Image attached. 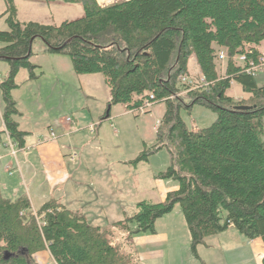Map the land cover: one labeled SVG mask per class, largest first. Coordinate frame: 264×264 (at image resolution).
Wrapping results in <instances>:
<instances>
[{
	"label": "trees",
	"instance_id": "16d2710c",
	"mask_svg": "<svg viewBox=\"0 0 264 264\" xmlns=\"http://www.w3.org/2000/svg\"><path fill=\"white\" fill-rule=\"evenodd\" d=\"M44 1L80 4L83 15L58 25L20 22L14 0H4L8 28L0 30V59L9 72L0 89L9 137L24 146L27 132L13 118L19 111L11 91L18 87L14 79L21 68L29 79L38 77L30 57L32 43L40 38L45 52L68 56L76 74L100 73L109 88L108 106L122 104L133 112L147 99L164 103L153 152L168 149L170 164L161 177L178 187L160 202L138 201L132 214L114 223L124 232L121 239L56 199L36 210L45 222L39 227L27 196L11 200L0 194V264H34L29 257L45 246L56 264H142L134 235L154 233L155 221L177 204L195 255L206 237L229 226L248 239L259 238L264 248V85L233 58L247 53L258 60L254 46L264 39V0ZM219 47L227 49L223 76L215 66ZM192 55L208 87L193 89L182 81ZM232 83L244 93L239 101L226 93ZM195 104L216 117L209 126L191 130L180 111ZM107 108L102 121L110 117ZM147 155L142 151L133 161Z\"/></svg>",
	"mask_w": 264,
	"mask_h": 264
},
{
	"label": "rangeland",
	"instance_id": "374dc122",
	"mask_svg": "<svg viewBox=\"0 0 264 264\" xmlns=\"http://www.w3.org/2000/svg\"><path fill=\"white\" fill-rule=\"evenodd\" d=\"M14 2L20 21L58 25L83 15L80 4L44 0ZM4 10L5 2L0 0V30L8 28L2 15ZM260 45L264 47V39ZM221 50L227 54L224 47L217 48L216 53ZM32 52L30 61L38 66L35 70L38 77L29 79L28 71L21 68L14 79L18 87L11 91L19 110L13 118L20 129L29 132L24 137L27 149L19 147L6 134L0 116L1 145L12 156H9L12 162L9 169L3 165L5 158L0 159L3 197L13 200L28 196L34 213L45 202L56 199L67 208L83 213L91 225L95 223L103 228L132 214L138 200L158 202L164 200L168 191L177 189L175 180L161 177L170 164L168 149L153 152L163 103L154 105L150 113L138 115L126 111L122 104H115L110 106V117L102 121L109 90L100 73L76 74L70 58L45 52L40 38L32 43ZM226 65L227 55L223 60L215 58L220 76L224 75ZM8 72V63L0 59V82ZM188 76H203L194 55L188 62ZM254 78L258 85H264V70L256 72ZM226 93L235 101L241 100L238 95L244 96L236 83ZM3 108L0 89V112ZM180 116L188 129L195 130L209 126L216 113L195 104L190 111L181 109ZM38 140L46 144L31 147ZM142 151L148 153L147 159L134 162ZM169 214L174 227L168 232V244L161 249L162 255L147 259L145 264H260L259 250L235 229L222 236L206 237L197 246L195 255L186 223L180 224L181 218L184 221L180 205H175ZM123 234L122 230L113 229L114 239H121ZM29 259L34 264L52 261L46 246Z\"/></svg>",
	"mask_w": 264,
	"mask_h": 264
},
{
	"label": "crops",
	"instance_id": "0c3cea01",
	"mask_svg": "<svg viewBox=\"0 0 264 264\" xmlns=\"http://www.w3.org/2000/svg\"><path fill=\"white\" fill-rule=\"evenodd\" d=\"M17 7V6H16ZM18 9V8H17ZM17 18H18V12H17ZM19 20V19H18ZM20 21V20H19ZM31 21V20H30ZM20 22H24V21H20ZM37 22V21H36ZM40 23V22H39ZM105 82V81H104ZM106 84V83H105ZM232 84H235V83H232ZM239 86V85H238ZM108 87V86H107ZM240 87V86H239ZM109 90V88H108ZM228 94V93H227ZM229 95V94H228ZM244 95V93H243ZM231 96V95H230ZM233 97V96H232ZM238 97L240 98H243L244 96L242 95H238ZM237 98V97H236ZM110 99V94H109V97H108V101ZM157 104H161V103H157ZM155 104V105H157ZM164 105V103H163ZM125 107V110L126 111H129V109L126 108L125 105H123ZM164 110H165V106H164V109L162 110L161 114H160V118L162 117L163 113H164ZM3 111V110H2ZM19 111V110H18ZM130 112V111H129ZM151 112V110H150ZM148 112V113H150ZM146 114V113H145ZM137 115V114H135ZM0 116H1V121H2V112H0ZM16 121V120H15ZM19 124V123H18ZM154 128V126H153ZM155 129V128H154ZM5 130V128H4ZM22 130V129H20ZM25 131V130H23ZM6 132V131H5ZM28 132V131H26ZM29 133V132H28ZM7 134V132H6ZM8 135V134H7ZM39 141V140H38ZM26 143L24 142V146L21 147L22 149H27V147H25ZM33 145H31V147H34V148H37V147H42L46 144V142H43V143H32ZM9 156H11V154L9 152H7V150H5L4 146L1 145V140H0V159H4V164L5 165V169H9L12 165V162L11 160L9 159ZM12 157V156H11ZM14 157V156H13ZM18 162V161H17ZM0 192H1V189H0ZM23 196H26V195H23ZM28 197V196H27ZM29 199V197H28ZM14 200V199H13ZM143 200V199H141ZM30 201V199H29ZM140 201V200H138ZM137 201V202H138ZM162 201V200H161ZM136 202V203H137ZM160 202V201H158ZM31 203V201H30ZM155 203V202H153ZM65 206V205H64ZM32 207V206H31ZM66 207V206H65ZM67 208V207H66ZM175 208V207H174ZM173 208V210H174ZM33 209V208H32ZM69 209V208H68ZM35 210V209H34ZM71 210V209H70ZM136 210V208L134 209V211ZM172 210V211H173ZM73 211V210H71ZM133 211V212H134ZM75 212V211H73ZM76 213H79L81 215H83L84 219H86L85 215L81 212H76ZM171 213V212H170ZM167 215H171V214H166L164 215L163 217L161 218H158L156 221H155V232L154 233H140V234H136L134 235L133 237V241H134V245H135V251L138 255V258L140 259V261L142 262V264H145L144 262L147 260V259H150V258H153V257H156L158 256L159 254H163V250L161 249H164L166 248V245L168 244V239H169V233L170 231H173V223H171V221L169 222V220H171L170 216H167ZM128 216V215H127ZM87 220V219H86ZM95 220V219H94ZM123 219H117L115 221H112L110 226L109 227H103V228H106V229H109V230H113L115 228V222H119V221H122ZM184 221L183 219L181 218L180 220V224L181 225H184ZM94 226H99L95 223H93ZM101 227V226H100ZM230 229H234V227L232 226H229V228L225 231H229ZM225 232H222V233H219L218 235L222 236ZM248 239V238H247ZM249 240V243L250 245H254V248H257L261 254V256L264 255V248H263V244H262V241L259 239V238H256V239H248ZM262 260V257L260 259V264L262 263L261 262Z\"/></svg>",
	"mask_w": 264,
	"mask_h": 264
},
{
	"label": "built area",
	"instance_id": "2783aa9c",
	"mask_svg": "<svg viewBox=\"0 0 264 264\" xmlns=\"http://www.w3.org/2000/svg\"><path fill=\"white\" fill-rule=\"evenodd\" d=\"M97 1L99 2V0ZM101 1H106V0H101ZM245 47H246L245 49H247L246 52L251 53V49H248L249 45H246ZM254 48H256L258 51V56L256 58L258 60H254L252 57H248L247 53H240L233 57L237 64L244 66L246 71L252 74H255L256 72L264 70V47L261 48V45H259L257 47L254 46ZM226 55H225V52L221 50L217 53L216 57L219 58L220 60H223ZM181 79L183 82H187L190 85V88H193V89L199 88V87H208L210 84L208 81L205 80L204 76H201L200 78H193L188 75H184L181 77ZM153 106H154V103L151 100L147 99L143 102V104L140 107L135 109L133 112L137 114H143V113L149 112ZM67 120H70V118H67ZM158 123H159V120H157V124ZM91 128H93V126H91ZM38 143L40 144L41 141H38ZM11 146H13V143L11 144ZM71 159H73V157ZM34 215H35V219H36L38 226L39 227L44 226L45 222L43 221L42 216H38L36 215V213H34ZM46 264H56V263L52 259V261H49Z\"/></svg>",
	"mask_w": 264,
	"mask_h": 264
},
{
	"label": "water",
	"instance_id": "95a60500",
	"mask_svg": "<svg viewBox=\"0 0 264 264\" xmlns=\"http://www.w3.org/2000/svg\"><path fill=\"white\" fill-rule=\"evenodd\" d=\"M236 109H239V110H248L251 108V106H247V105H238V106H235ZM110 110V106H108L107 108V113L109 112Z\"/></svg>",
	"mask_w": 264,
	"mask_h": 264
},
{
	"label": "bare ground",
	"instance_id": "6f19581e",
	"mask_svg": "<svg viewBox=\"0 0 264 264\" xmlns=\"http://www.w3.org/2000/svg\"><path fill=\"white\" fill-rule=\"evenodd\" d=\"M182 77V76H181Z\"/></svg>",
	"mask_w": 264,
	"mask_h": 264
}]
</instances>
